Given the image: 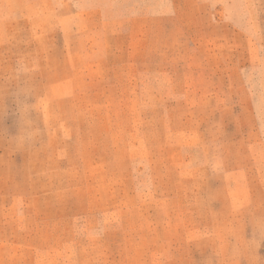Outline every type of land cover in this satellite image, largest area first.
I'll use <instances>...</instances> for the list:
<instances>
[{"label": "rangeland", "instance_id": "1", "mask_svg": "<svg viewBox=\"0 0 264 264\" xmlns=\"http://www.w3.org/2000/svg\"><path fill=\"white\" fill-rule=\"evenodd\" d=\"M0 264H264V0H0Z\"/></svg>", "mask_w": 264, "mask_h": 264}]
</instances>
